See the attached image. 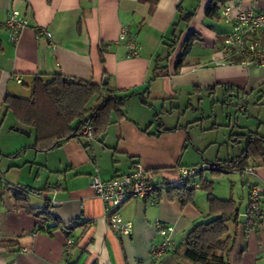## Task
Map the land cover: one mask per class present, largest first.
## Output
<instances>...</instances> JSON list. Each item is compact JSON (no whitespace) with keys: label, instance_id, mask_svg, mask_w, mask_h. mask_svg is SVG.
I'll return each instance as SVG.
<instances>
[{"label":"crops","instance_id":"obj_1","mask_svg":"<svg viewBox=\"0 0 264 264\" xmlns=\"http://www.w3.org/2000/svg\"><path fill=\"white\" fill-rule=\"evenodd\" d=\"M211 2L0 0V264H192L185 243L196 224L211 218L209 189L218 198L233 199L240 212L237 224L228 223L226 261L264 264V231L249 233L241 216L252 185L264 188V165L248 160L241 168L226 169L222 173L231 186L220 193L211 176L213 169L223 170L225 162L243 157L250 137H264L262 112L253 116L249 110L252 96L264 101V66L217 64L226 55L220 34L230 29L223 7L234 3L259 13L264 0H227L216 17L206 14ZM14 9L28 21L16 40L7 26ZM38 28L53 37L38 36ZM192 34L197 39L184 48ZM257 37L264 43V32ZM128 39L141 45L137 56H129ZM55 74L102 86V95L88 107L99 106L109 93L129 94L124 116L112 114L92 138L83 129L61 145L37 150L34 128L16 119L5 127L12 113L4 99L6 94L28 98L35 79ZM218 94L206 128L199 118L186 126L162 117L174 108L201 111L203 98ZM139 165L172 181L180 166L205 165L196 181L207 192L198 191L185 206L170 198L169 190L155 203L130 200L121 210L133 222V234L119 235L90 183L95 173L109 180ZM157 220L174 227L172 244L159 258L152 252V245L163 241Z\"/></svg>","mask_w":264,"mask_h":264},{"label":"trees","instance_id":"obj_2","mask_svg":"<svg viewBox=\"0 0 264 264\" xmlns=\"http://www.w3.org/2000/svg\"><path fill=\"white\" fill-rule=\"evenodd\" d=\"M141 1L155 3L156 0ZM226 2L227 0H212L206 11L207 16L216 17L220 6ZM195 39H197L195 34H192L184 48L193 45ZM101 88L102 86L95 83L55 74L48 80L35 79L32 94L28 98L6 94L4 104L20 125L34 128L36 134L34 148L47 151L61 145L75 134L81 135L88 125L94 128V136H96L108 125L112 114L124 116L123 106L129 94L109 93L99 106L88 107V102L102 95ZM248 160L261 162L264 165V137H250L243 157L225 162L222 166L223 170L213 169V173L241 168ZM203 186H207L206 181H203ZM198 188L173 187L168 189L169 196L179 198L181 204L185 206L194 201ZM262 197L264 200V188ZM208 202L211 218L196 224L187 235L186 256L192 264H229L226 261L231 247L228 223L230 221L238 223L239 209L233 199L218 198L211 189L208 191ZM46 209L47 206L43 209L44 212Z\"/></svg>","mask_w":264,"mask_h":264},{"label":"built area","instance_id":"obj_3","mask_svg":"<svg viewBox=\"0 0 264 264\" xmlns=\"http://www.w3.org/2000/svg\"><path fill=\"white\" fill-rule=\"evenodd\" d=\"M221 13L225 22L230 25V29L220 34V40L226 55L217 64L242 68H261L264 66V43L257 37L259 33L264 32V12L258 13L254 9H245L240 5L228 3L223 7ZM27 24L28 21L22 17L21 12L14 9L7 25L10 28L11 39L16 40ZM37 33L38 36L53 37V34L47 28H38ZM122 38H126V35L123 34ZM127 45L129 56L133 57L139 54L141 45H138L135 40L128 39ZM17 81L21 82L22 80L18 77ZM93 129L92 126H86L84 134L92 138L94 136ZM204 169H206L205 165L180 166L178 168V179L172 181L161 178L156 171L146 170L139 165L130 172L116 175L109 180H103L98 173H95L92 176L90 186L103 203L111 229L115 230L119 235H132L134 224L132 220L125 217L121 210L125 203L134 199L155 203L160 195L170 188L179 186H194L198 188L200 185L196 178ZM250 170H253V168ZM1 181L2 177L0 176V183ZM16 187L21 192L29 191L22 186ZM262 192V187L257 184L252 185L249 204L247 209L241 214L243 225L249 233L259 229L264 231V200ZM53 203L59 204L56 201H53ZM156 225L158 233L163 237V241L157 246L152 245V252L155 258H159L172 244L174 227L159 220H157Z\"/></svg>","mask_w":264,"mask_h":264},{"label":"rangeland","instance_id":"obj_4","mask_svg":"<svg viewBox=\"0 0 264 264\" xmlns=\"http://www.w3.org/2000/svg\"><path fill=\"white\" fill-rule=\"evenodd\" d=\"M219 95L218 94L217 96H212L211 99L209 98V96H205L200 104L199 107H201L202 109H200L201 111H198V112H195L192 108H190L186 113H184V108L182 109V111L179 109V108H174L173 109V113H168L167 114H162V117L165 119V120H171L172 122H180L182 123V125H186V126H193V124L195 123V120H198V124L201 125L203 124L204 127L206 128L208 126V123L209 122V118L210 116L208 117V115H210V111H211V108L214 104V101L216 100V98H219ZM197 102V99H194L192 100V104L197 106L198 104L196 103ZM249 103H250V113L254 116V115H257L258 112H262V117L264 118V101L263 102H258V97H256V95L252 96L250 99H249ZM174 105H178L177 103H174ZM171 105L168 104V107H170ZM220 106H223L222 104H220ZM169 111H171L170 108H168ZM224 108H227V106H225ZM232 108H235L234 106H232ZM236 108H238V106H236ZM235 108V109H236ZM202 110L206 111V114L203 116V113H202ZM239 115L240 116H244L245 114L243 113H240L239 112ZM250 118V115L248 117H244L242 118V122H247V119ZM15 120V117L11 114L8 119H7V123L5 124V127L7 128L9 123L11 121ZM202 126V125H201ZM13 134H17V135H20L21 133L19 132H15V131H12ZM32 138V137H31ZM211 176H213L214 178V184H215V189H216V192L217 193H220L222 191H226L227 190V187L230 189V186H231V182H230V179L228 178V176L224 175V173H211ZM242 179L241 180H237L236 184H237V187L241 185L242 183ZM244 186L247 185L246 183V180L243 184ZM207 192L206 189L204 188H201V189H198L197 192Z\"/></svg>","mask_w":264,"mask_h":264},{"label":"water","instance_id":"obj_5","mask_svg":"<svg viewBox=\"0 0 264 264\" xmlns=\"http://www.w3.org/2000/svg\"><path fill=\"white\" fill-rule=\"evenodd\" d=\"M105 81H106V78H105ZM15 130L20 131V132L23 133V134L29 135V132L26 131V130H24V129L15 128Z\"/></svg>","mask_w":264,"mask_h":264}]
</instances>
